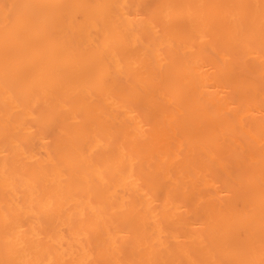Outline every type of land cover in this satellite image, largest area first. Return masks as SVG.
Instances as JSON below:
<instances>
[{
	"label": "bare ground",
	"instance_id": "obj_1",
	"mask_svg": "<svg viewBox=\"0 0 264 264\" xmlns=\"http://www.w3.org/2000/svg\"><path fill=\"white\" fill-rule=\"evenodd\" d=\"M0 264H264V0H0Z\"/></svg>",
	"mask_w": 264,
	"mask_h": 264
}]
</instances>
